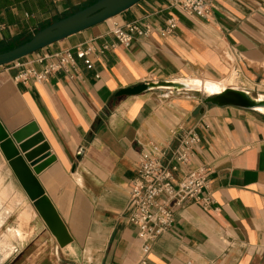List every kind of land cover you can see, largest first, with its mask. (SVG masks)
<instances>
[{
	"label": "crops",
	"instance_id": "0c3cea01",
	"mask_svg": "<svg viewBox=\"0 0 264 264\" xmlns=\"http://www.w3.org/2000/svg\"><path fill=\"white\" fill-rule=\"evenodd\" d=\"M91 1L0 0V46ZM170 1L141 0L29 56L90 47L92 68L78 62L72 79L59 72L22 85L12 80L13 70L0 67V124L8 133L35 124L49 155L35 166L53 160L31 173L70 238L59 247L36 212L29 251L9 243L21 238L19 229L3 232L0 264H139L137 230L125 220L139 153L153 142L165 161L179 136L170 132L189 129L200 142L188 167L209 168L213 203L207 210L195 203L177 210L171 229L151 245L146 264H264V115L204 103L207 96L195 90L159 87L118 95L140 84L233 76L225 87L264 95V0H211L205 18L187 16ZM145 17L153 27L150 36L127 47L116 43L113 24ZM169 17L176 27L161 36L158 29ZM0 159L25 194L1 152ZM184 172L179 167L176 176Z\"/></svg>",
	"mask_w": 264,
	"mask_h": 264
},
{
	"label": "built area",
	"instance_id": "2783aa9c",
	"mask_svg": "<svg viewBox=\"0 0 264 264\" xmlns=\"http://www.w3.org/2000/svg\"><path fill=\"white\" fill-rule=\"evenodd\" d=\"M169 5L187 16L197 18H205L212 9L211 0H171ZM176 24V19L169 17L158 29L159 34H171ZM2 29L3 26L0 25V30ZM152 31V24L145 17L123 26L113 24L110 34L117 44L127 47L137 38L150 36ZM113 47V44L104 45L101 51ZM90 53V47H77L74 51L65 50L34 57L29 55L5 66L13 70L12 80L22 85L43 83L59 72L67 73L68 78L72 79L77 73L78 62L87 69L92 68ZM170 133L172 136H179L175 147L169 149L167 160L162 159V149L153 142H148L141 150L137 174L131 180L128 192L125 220L137 230L136 237L140 241L142 255L139 264H146L151 245L171 229L177 210L190 203L207 210L213 203L208 192L209 168L188 167L193 149L200 142L199 137L193 129L182 134L173 130ZM179 167H185V172L177 177Z\"/></svg>",
	"mask_w": 264,
	"mask_h": 264
},
{
	"label": "water",
	"instance_id": "95a60500",
	"mask_svg": "<svg viewBox=\"0 0 264 264\" xmlns=\"http://www.w3.org/2000/svg\"><path fill=\"white\" fill-rule=\"evenodd\" d=\"M139 1L141 0H97L90 5L69 13L38 29L27 41L12 49L0 52V67L34 54L72 34L102 23L127 10ZM164 83L166 82L140 84L121 90L118 95H135L149 88H169L162 86ZM204 103L219 107L235 106L259 112L253 108V102L246 98L241 90L235 88H227L219 94L209 95L205 98ZM37 144L40 145L39 148L31 151L30 149ZM0 152L36 212L54 236L58 246L64 247L70 242L67 230L31 173V171L38 173L40 169L53 160V158H48L39 166H35L49 157L48 154H45L47 145L44 143L35 124L29 123L12 133L6 132L0 124ZM43 154L45 156L35 160ZM29 167H33V169L30 170Z\"/></svg>",
	"mask_w": 264,
	"mask_h": 264
},
{
	"label": "rangeland",
	"instance_id": "374dc122",
	"mask_svg": "<svg viewBox=\"0 0 264 264\" xmlns=\"http://www.w3.org/2000/svg\"><path fill=\"white\" fill-rule=\"evenodd\" d=\"M0 181V187L2 185V189L0 188V236L3 232H11L13 229H19L21 238H14L13 240L8 241L13 247H16V250L18 249V247H20L22 249L25 248L24 251L28 252L31 244L28 246L26 244L29 242L31 236L33 235V226L31 222H33V220H37L38 215L33 206H31V204L29 203V200L27 199L25 194L21 190H19L17 186L13 184L11 178H9V176L5 174L1 159ZM7 189L10 192L9 196L11 195V192L13 193L12 199H5L1 195V192L3 193ZM6 194H8L7 191ZM22 214L26 215V217H24L25 219L20 217Z\"/></svg>",
	"mask_w": 264,
	"mask_h": 264
},
{
	"label": "bare ground",
	"instance_id": "6f19581e",
	"mask_svg": "<svg viewBox=\"0 0 264 264\" xmlns=\"http://www.w3.org/2000/svg\"><path fill=\"white\" fill-rule=\"evenodd\" d=\"M233 77H230L228 79L218 80V81H209V80H202V79H196V78H183L175 81H169L164 83L162 86L169 87V88H178V89H187V90H195L203 93L206 96L212 95V94H219L228 87H225L226 85H232L233 84ZM234 88V87H231ZM237 88V87H236ZM243 95L251 100L254 104L253 108L258 110L259 112L264 114V95H254L249 92L243 91ZM6 193H2L1 195L5 197ZM2 197V198H3ZM7 197L9 195L7 194ZM9 199V198H8ZM21 217V216H20ZM2 260V259H1Z\"/></svg>",
	"mask_w": 264,
	"mask_h": 264
},
{
	"label": "trees",
	"instance_id": "16d2710c",
	"mask_svg": "<svg viewBox=\"0 0 264 264\" xmlns=\"http://www.w3.org/2000/svg\"><path fill=\"white\" fill-rule=\"evenodd\" d=\"M95 1H97V0H93V1H91V2H89V3H87L86 5L82 6L81 8H83V7L87 6V5H90V4H92L93 2H95ZM81 8H79V9H81ZM79 9H77V10H79ZM77 10H75V11H77ZM73 12H74V11H73ZM70 13H72V12H70ZM67 15H68V14H67ZM29 38H30V36H28V37H26V38H18V39H16L15 41L11 42L10 44H5V45H3V46H0V52H3V51H6V50H9V49H12V48L18 46L19 44H21V43L27 41Z\"/></svg>",
	"mask_w": 264,
	"mask_h": 264
}]
</instances>
